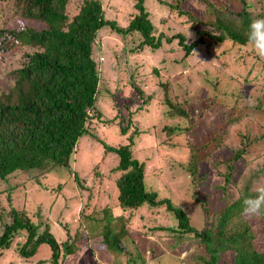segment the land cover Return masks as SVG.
<instances>
[{
  "label": "rangeland",
  "instance_id": "rangeland-1",
  "mask_svg": "<svg viewBox=\"0 0 264 264\" xmlns=\"http://www.w3.org/2000/svg\"><path fill=\"white\" fill-rule=\"evenodd\" d=\"M158 1L144 0L155 34L171 36L181 32L186 35V44L195 41L194 33L203 27H189L190 19L182 25L181 22L188 19L183 14L199 16L204 6L196 0H177L178 8L168 10L173 0H160L163 6ZM79 2H72L65 9L68 18L76 13ZM99 2L104 10V19L116 20L117 15L130 10V4L123 0ZM207 2L214 6L225 3L232 16L242 9L249 14L264 12V0H245V8L238 0ZM3 13L5 15L0 12V27L9 24L12 19L7 8L3 9ZM117 22L124 24L119 19ZM139 40L138 36L121 40L107 30L99 32L94 39L93 58L98 62L97 67L104 81L103 100L98 103L100 117L97 121L93 118L90 120V131L94 138L112 147L127 145L130 138L133 157L144 164L146 187L157 190L159 197L171 200L173 205L184 211L192 228L203 231L209 227L208 221L213 219V214L235 200L243 188L244 183L234 178L224 183V162L227 157L242 149L240 164H236V168H240L244 162H264V139L254 141L256 137H252L264 134V62H259L246 44L240 46L230 41L215 44L207 39L205 43L193 47L186 57L175 45L176 41L169 45L162 42L160 48L154 51L146 48L141 53L130 54L128 49ZM19 55L16 53L12 58L0 62V87L7 85V73L17 67ZM131 85L141 90L143 97L150 93V103H141ZM164 87L168 92H174L182 108L187 109L190 117L188 124L196 125L189 126L187 130V122L180 121L188 134L184 132L180 137L173 134L175 131L171 128L176 126V121L167 119L166 110L160 103ZM214 87L220 88L219 100L222 104L215 103L209 107L215 96ZM224 90L226 100L221 96ZM225 120L232 123L221 128ZM124 126H127V130L122 135L120 127ZM220 133V146L211 148L204 145L205 142L212 143V139ZM213 141L217 144L215 139ZM189 142L199 159L196 172L198 176H203V182L195 194L197 201L191 200L186 193L190 187L186 168L193 155L188 149ZM116 163L115 156L104 152L99 143L91 138H83L71 157L70 171L49 174L41 180V185L22 183L23 179L19 180L17 176L8 181V187L12 189L9 192L12 203L25 208L33 221L38 206L40 214L51 225L56 241L65 239L63 225L72 235L80 223L87 239L90 238L94 233L93 222L81 219V215L107 208L112 217L119 216L126 221L129 239L122 244L130 252L136 245L135 249L141 255L136 264H199L194 258L205 257L206 253L197 239L191 235L176 239L169 232L156 230L158 227L175 226L170 214L162 209L156 212L146 208L125 212L119 210L114 185L118 173L113 172ZM253 168L254 164H249L243 177ZM72 172L78 181H74ZM234 177L237 178L236 175ZM256 181H264V173ZM78 183L84 189H80ZM6 186L7 183L0 181L2 203L7 195ZM240 215L242 224L251 229L252 247L258 252L264 251L262 217ZM87 239L86 243L79 241V251L66 256L63 264H111L106 253L101 254L103 250ZM49 254L48 247L42 244L26 262L10 259L8 256L12 257V254L7 252L0 258V264H35L37 260H46ZM219 257L217 264H230L232 252L225 251ZM124 262V257H119L118 264Z\"/></svg>",
  "mask_w": 264,
  "mask_h": 264
},
{
  "label": "trees",
  "instance_id": "trees-1",
  "mask_svg": "<svg viewBox=\"0 0 264 264\" xmlns=\"http://www.w3.org/2000/svg\"><path fill=\"white\" fill-rule=\"evenodd\" d=\"M123 1L130 4V10L117 15L115 20L104 19L99 0H0L1 14L5 15L3 9L7 8L12 17V23L0 27V62L12 58L16 53L20 54L17 67L7 73V85L0 87V181L7 183L8 187V181L17 176L19 180L23 179L22 183L41 185V180L49 174L70 171L68 166L80 140L91 138L102 146L104 152L117 159L113 172L118 173L114 185L117 207L121 212L146 208L154 212L162 209L170 214L175 226L158 227L156 230L169 232L176 239L185 235L197 239L206 253L205 257L194 258L199 264H217L220 254L225 251L232 252L230 264H264V251L258 252L252 247L251 229L245 223L243 225L240 219L241 201L252 194L251 186L264 173V162H244L240 168H236L235 165L240 164L238 161L242 149L227 157L224 162V183L232 178L243 182L241 193L213 214V219L208 221V228L197 231L190 226L188 217L180 207L173 205L167 198L159 197L157 190L152 187H146L144 164L133 157V142L130 138L127 145L107 146L94 138L89 124L92 118L96 121L99 119L98 103L103 100L104 79L101 70H98V62L93 58V41L99 32L107 30L121 40L138 36L140 40L137 44L128 49L130 54L141 53L146 48L154 51L160 48L162 42L169 45L176 41L175 45L186 57L193 47L205 43L206 39L215 44L230 41L244 46L245 32L253 14L242 9L232 16L225 8V3L214 6L207 0H196L204 6L202 14L194 17L182 13L188 19L181 24L188 23L190 19L189 27L199 25L203 28L194 33L195 41L186 44V35L181 32L171 36L155 34L144 0ZM159 1L158 4L163 6L164 3ZM238 1L243 8L247 7L245 0ZM72 2H79V6L76 13L68 18L65 9ZM176 8L177 0H173L168 10ZM257 14L264 17V12ZM117 19L124 24H119ZM131 87L141 103H150V93L143 97L141 90ZM213 90L215 96L209 107L221 103L220 88L214 87ZM224 94H227L225 90L221 96L226 100ZM160 103L166 110L167 119L176 121V126L171 128L176 136L186 133L180 121L187 122V130L189 126H196L188 124L190 117L187 109L182 108L175 93L168 92L167 87L162 89ZM229 122L232 123L231 120H225L221 128L229 125ZM126 130L127 126L120 127L122 135ZM222 134H217L212 143L205 142L204 145L217 148L221 145ZM252 137H256L253 139L257 141L264 139V134ZM214 139L217 144H214ZM190 144L188 149L193 155L186 168L190 183V187L186 185L189 187L186 193L191 200L197 201L195 194L203 182V176H198L196 172L199 159ZM251 163L254 168L243 177V172L247 171ZM72 173L74 181H78L76 174ZM78 187L84 189L79 183ZM6 189L4 203L0 202V258L10 252V259L26 262L34 256L40 245L45 244L50 254L46 260H37L35 264H63L66 256L79 251V241L84 240L86 243L87 234L81 228V223L72 235L63 225L61 229L65 239L56 241L51 225L40 214L39 207L37 213L33 214L36 217L33 221L25 208L12 203L9 193L11 187ZM81 219L93 222L94 233L90 235L92 239H88L103 250L101 254L106 253L111 264H118L119 257H124L125 264H136L137 258H141L134 241L132 252L123 246L122 243L129 239L126 221L119 216L112 217L109 209L92 211L89 215H81ZM262 221L261 235L264 241V216Z\"/></svg>",
  "mask_w": 264,
  "mask_h": 264
},
{
  "label": "clouds",
  "instance_id": "clouds-1",
  "mask_svg": "<svg viewBox=\"0 0 264 264\" xmlns=\"http://www.w3.org/2000/svg\"><path fill=\"white\" fill-rule=\"evenodd\" d=\"M246 46L254 52L255 56L264 60V17L253 14L245 32ZM242 214L255 218L264 216V181H257L252 194L245 196L241 201Z\"/></svg>",
  "mask_w": 264,
  "mask_h": 264
}]
</instances>
